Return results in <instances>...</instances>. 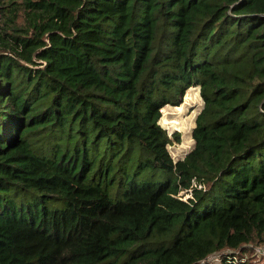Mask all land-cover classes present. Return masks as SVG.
<instances>
[{"label":"trees","instance_id":"obj_1","mask_svg":"<svg viewBox=\"0 0 264 264\" xmlns=\"http://www.w3.org/2000/svg\"><path fill=\"white\" fill-rule=\"evenodd\" d=\"M193 86L174 161L161 109ZM263 244L264 0H0V264H252Z\"/></svg>","mask_w":264,"mask_h":264},{"label":"rangeland","instance_id":"obj_2","mask_svg":"<svg viewBox=\"0 0 264 264\" xmlns=\"http://www.w3.org/2000/svg\"><path fill=\"white\" fill-rule=\"evenodd\" d=\"M203 107V100L199 93V87L193 86L186 90L178 105H165L161 109L160 125L169 135L177 131L180 133V142L169 145L168 151L174 161L180 160L192 149L194 140L192 129L195 126L197 114ZM182 194V192H181ZM189 194H184L187 198ZM258 250H264V244L253 246L251 250L243 256V260H251L252 264H264V256ZM210 264H220L217 254L208 258Z\"/></svg>","mask_w":264,"mask_h":264},{"label":"built area","instance_id":"obj_3","mask_svg":"<svg viewBox=\"0 0 264 264\" xmlns=\"http://www.w3.org/2000/svg\"><path fill=\"white\" fill-rule=\"evenodd\" d=\"M258 252H259L260 255L264 256V250H258Z\"/></svg>","mask_w":264,"mask_h":264}]
</instances>
